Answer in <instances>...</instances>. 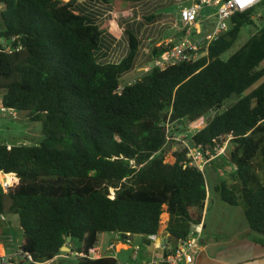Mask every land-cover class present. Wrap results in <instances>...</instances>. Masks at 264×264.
Returning <instances> with one entry per match:
<instances>
[{"label": "trees", "instance_id": "1", "mask_svg": "<svg viewBox=\"0 0 264 264\" xmlns=\"http://www.w3.org/2000/svg\"><path fill=\"white\" fill-rule=\"evenodd\" d=\"M0 9L3 104L41 121L44 135L36 145L0 143V172L16 175L8 192L0 189V234L9 216L22 231L25 259L15 264L51 261L69 238L77 264H118L113 256L92 257L99 235L156 236L164 213L176 241L197 232L209 197L205 171L189 164L187 149L174 163L165 152L168 130L198 126L210 113L190 143L213 155L226 146L234 172L215 191L264 235V26L222 58L254 23L252 9L236 12L196 61L155 68L122 94V77L138 67L133 31L125 30V58L100 62L104 32L78 0H0ZM164 50L155 47L154 56Z\"/></svg>", "mask_w": 264, "mask_h": 264}, {"label": "crops", "instance_id": "2", "mask_svg": "<svg viewBox=\"0 0 264 264\" xmlns=\"http://www.w3.org/2000/svg\"><path fill=\"white\" fill-rule=\"evenodd\" d=\"M63 1L68 2L69 0ZM196 1L197 0L127 1L128 3L119 5V7H115L110 0L108 3H89L85 0H78V4H80L84 10L96 16L104 32L102 43L99 50L96 52L97 60L100 62L116 63L125 58L129 52V40L128 36L125 34V30L128 29L133 31L137 35L139 43L141 42L135 60V65L138 66L136 69H138L156 58L154 56L155 47L162 45L165 47L168 45L172 46L184 37V32L180 28V11L184 8L191 7ZM116 3L118 4V0H116ZM216 12L217 7L214 5H207L200 11L198 26L204 33L213 29L216 22ZM117 29L122 31L121 37L114 33L115 31L117 32ZM193 37L197 38L195 35ZM123 39H125V41H123ZM136 69L124 75L122 80H129V77L134 75ZM18 115H20L19 112ZM0 143L12 145V143H8L7 141H2ZM0 173L4 178L6 173ZM208 196L206 209L212 198L211 191H209ZM166 215L167 219L161 227L159 234L153 237H144L150 239L151 243L142 245L139 249L134 245L135 253L133 258L135 260L139 252L142 254V261L121 263L116 255L101 254L98 243L96 245V254H94L93 257L113 256L117 259L118 264H157L153 263L154 259L161 256L166 250L175 248L179 243V241L173 239L166 231L169 220V215L167 213ZM13 220V222L18 224L17 216H14ZM206 230L207 224H205L204 218L201 232V246L194 255L196 264H264V243L255 236L257 232L251 230L249 225L244 232L235 235V237L229 240L217 239L214 236L205 234ZM100 237L101 234L98 237V242ZM251 237L254 239H251ZM121 239L126 240L124 237H121ZM127 242L129 241L115 242L111 250H115L117 254L123 250H130L131 246L128 245ZM2 245L3 244L0 242V249L2 252H11L4 249ZM67 245L69 250H64L62 254L42 264H64L62 262L63 260H73L74 258L67 257V255L74 252L73 243L70 241Z\"/></svg>", "mask_w": 264, "mask_h": 264}, {"label": "rangeland", "instance_id": "3", "mask_svg": "<svg viewBox=\"0 0 264 264\" xmlns=\"http://www.w3.org/2000/svg\"><path fill=\"white\" fill-rule=\"evenodd\" d=\"M113 2L115 7H119V5H123L128 3L126 0H118V4L116 0H110ZM1 11V9H0ZM253 24L245 25L242 28V31L237 39L233 48H231L228 52H226L222 58L228 59L232 54H234L242 45H244L252 35H254L259 29L264 26V6H261V3L255 6L252 9ZM4 29L3 22L1 20L0 14V31ZM119 37L122 35V31L117 29V32H114ZM125 41V39H123ZM122 42V41H121ZM145 43V41H144ZM141 45V42H140ZM140 47V46H139ZM131 75L129 78H132ZM235 101V98L229 99L225 107L231 105ZM213 113L207 114L201 121L198 126L197 124H190L189 129H184L178 131L177 133L180 136L188 135V138H191V135L198 128H202L208 117L213 116ZM12 117V118H11ZM43 131H42V122L41 121H31L28 119V113L21 112L16 118L13 115L8 113L2 114L0 113V142L7 141L12 144H27V145H36L39 144L43 139ZM184 144L181 141H170L166 147L165 152V161L168 163L175 162V153L184 150ZM226 154V153H225ZM222 154L218 156L215 160L210 163L205 169V176L207 180V186L209 191H211L212 198L205 212V224H207V230L205 234L210 236H214L217 239H225L229 240L235 235H239L245 231L248 227L247 219L244 215L243 208L241 206H232L228 203L224 202L220 194L215 191L217 185L221 184L222 181L230 182V174L234 172V166L229 165L227 163L228 157ZM225 165L222 167L220 171L216 172V165ZM4 178L0 173V189L3 190L2 182ZM8 215H6L7 217ZM9 225H7L0 234V241L2 242V246L4 249L9 251H15L21 245L22 239V231L19 225L16 222H13V217H8ZM167 219L166 213L162 215V226ZM161 226V227H162ZM255 236L262 240L264 243V235L255 233ZM251 239H254L251 237ZM120 235L112 232H107L101 234V237L98 242V246L100 247V253L104 255H116L121 263H131L133 261H142V254L138 252L137 258L134 260L135 247L131 242H127L128 245L131 246L130 250H123L119 254L116 253L115 250H111L112 245L119 242H124ZM144 247V246H143ZM110 248V249H109ZM108 250V251H107ZM64 264H77V259L73 260H63ZM30 264V263H26ZM159 264V263H158Z\"/></svg>", "mask_w": 264, "mask_h": 264}, {"label": "built area", "instance_id": "4", "mask_svg": "<svg viewBox=\"0 0 264 264\" xmlns=\"http://www.w3.org/2000/svg\"><path fill=\"white\" fill-rule=\"evenodd\" d=\"M263 0H197L191 7L184 8L180 11L181 30L184 32V37L172 46H166L165 50L154 60L144 64L136 69L134 75L129 80H121L116 93L122 94L126 87L132 86L141 81L143 76L155 68L165 69L169 65L178 64L182 62H194L199 57L204 55L208 45L219 38V36L229 30L230 20L236 12H247L259 5ZM207 5H214L217 7L216 22L213 29L204 33L199 28L200 11ZM196 36L197 38L193 37ZM16 38H13L14 42ZM21 48V46L19 47ZM11 45L6 46L7 52H12ZM0 113H10L16 118L17 112L4 106L0 95ZM169 129V125H167ZM168 140L181 141L184 144V149H187V157L191 166L198 167L201 171L210 165V163L218 156L224 154L226 146L217 150V155H213L209 150H205L201 145L193 146L190 143L188 135L180 136L177 132L170 133L168 130ZM16 175L14 173L5 174L2 182V187L5 192L14 185ZM202 227L197 231H192L186 240H180L178 245L166 252L162 253L154 259L153 263L159 264H196L195 253L201 246V232ZM139 249V247H136ZM96 254L92 252L93 255ZM78 252H72L67 257L77 259ZM32 260L30 256L27 257ZM22 248L19 247L13 252H2L0 249V264H15V260H24ZM42 264V263H40Z\"/></svg>", "mask_w": 264, "mask_h": 264}, {"label": "water", "instance_id": "5", "mask_svg": "<svg viewBox=\"0 0 264 264\" xmlns=\"http://www.w3.org/2000/svg\"><path fill=\"white\" fill-rule=\"evenodd\" d=\"M123 237L129 242L133 243V245H135L136 247H140L142 245L151 243V240L148 238H144V236H139V235L133 236L129 234V235H124ZM68 241L70 242L71 238H69ZM64 250H69V247L67 244L66 246L62 248V251Z\"/></svg>", "mask_w": 264, "mask_h": 264}]
</instances>
